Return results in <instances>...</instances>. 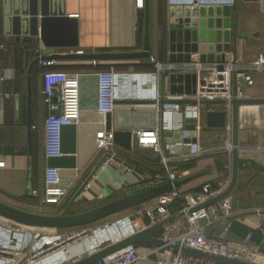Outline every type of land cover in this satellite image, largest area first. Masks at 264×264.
I'll list each match as a JSON object with an SVG mask.
<instances>
[{
	"label": "crops",
	"instance_id": "crops-1",
	"mask_svg": "<svg viewBox=\"0 0 264 264\" xmlns=\"http://www.w3.org/2000/svg\"><path fill=\"white\" fill-rule=\"evenodd\" d=\"M195 3L232 7L230 31L235 53H231L230 60L250 61L264 53V2L260 0H235L233 4H230L229 0H150L152 43L150 59L119 62L69 59L39 61L43 51L48 49L42 40L41 30L39 35H32L24 17L22 24L17 27L12 18L8 17L12 7L7 0H0V163H4V166L0 167V201L24 211L46 215L85 211L155 185L152 182L153 176L166 169L163 163L164 155L172 157L169 166L178 172L180 176L178 180L197 175L175 187L181 196L169 207L172 216L179 213L184 195L199 194L206 184H211L215 189L221 183L231 181L232 153L227 146L232 143V131H229L227 126L209 127L206 121V113L210 110L226 109L225 102L220 103L221 100H218L205 103L199 134L196 136L192 132V141L189 145L181 146L180 151L176 148L179 145L177 142L179 133L176 132L180 131L182 134V130L186 129L185 120L174 112H164L161 115V107L156 105L162 152H156L152 147L140 146L134 133L133 141L137 142V149L127 152L117 145L118 156L134 165V168H129L117 161L114 163L104 161L108 152L98 147L96 135L99 131L107 129L106 115L98 112L96 100L91 97L89 84L92 85V82L88 79L83 91L80 123L75 125L73 135L69 130L66 133V141L74 142V149L69 155L74 156L76 166L58 167L62 184L67 190L66 195L61 198L52 197L49 200H46L45 196V171L49 167L44 146L45 121L49 111L43 92L44 73L48 70L64 71L70 74L71 83L77 84L74 75H94L101 70H113L120 74L118 91L129 97L126 100H133L132 97L142 101L164 98L185 103L190 95H172L168 79L165 81L162 79L167 71H158L157 63H168L163 49H159V42L162 39L165 16L170 17L172 13L178 14L179 11L184 13ZM52 6L73 20L70 22L77 23L79 44L74 48L53 47L50 53L64 57L78 51L109 53L143 50L145 0L143 8L137 5V0H59ZM67 31L66 23L54 24L51 41L53 43L68 41ZM170 73L192 72H168ZM252 75L254 79L252 85L247 83L240 85L246 95L243 98H264V71H256ZM118 102L116 108L128 107ZM167 132L172 134L166 135ZM179 138L180 141H184L183 134ZM238 140L239 155L244 161L239 165L238 181L229 197L236 219L252 229L260 230L262 239L255 241L230 231L228 241L241 251L263 252L264 104L240 106ZM197 149H201V155L196 154ZM79 194L83 196L81 199H77ZM156 204L157 198L123 211L124 216L113 218L122 213L120 212L109 217L113 218L111 221L94 225L98 223L96 222L94 226H87L90 234L81 242L75 243V251L83 249L94 251L101 241L106 240L104 242L109 243L121 237L122 231H119L121 228L117 225L119 219L143 218L146 209ZM4 220L7 219L0 216V222ZM9 222L14 223L10 220ZM182 223L183 219L175 222L173 227L180 228L183 226ZM202 223L206 234L214 239H218L224 230L223 226L217 223L209 224L207 220ZM177 228L175 232L178 231ZM80 229L81 227L67 228L63 229L66 231L62 233L59 229L37 231L42 235H67L78 233ZM109 230H116L117 234L112 237H100V234ZM163 232L164 229L155 236L161 237ZM248 235L251 237V233ZM136 246L139 252L148 253L151 257V261L139 264H156L154 260L163 257L162 251L151 252L157 246ZM251 263L264 264V257H258Z\"/></svg>",
	"mask_w": 264,
	"mask_h": 264
},
{
	"label": "water",
	"instance_id": "water-1",
	"mask_svg": "<svg viewBox=\"0 0 264 264\" xmlns=\"http://www.w3.org/2000/svg\"><path fill=\"white\" fill-rule=\"evenodd\" d=\"M12 7L8 12V17L12 18L17 27L22 24V18L28 22L32 35H39L48 48L43 51V56L39 61L46 60H91L94 62L107 61H132L150 59L152 55L151 43V9L150 0H145V33L142 51L132 52H109V53H93L78 51L71 52L67 56L62 57L56 53H50L53 47H77L78 33L77 23L67 17L63 11H56L52 4L59 0H7ZM264 2V0H260ZM13 7H16L13 9ZM14 14V15H11ZM10 15L12 17H10ZM176 15V16H175ZM66 23L68 25L67 38L68 41L61 43H53L52 26L54 24ZM232 26V7L229 5L216 4H198L195 3L185 10V12L172 13L170 17L165 16L163 24L162 39L159 42V49H163L167 62L182 63L191 62L194 54L199 55V60L203 63H225L230 61L231 53H235V44L232 43L231 37ZM36 27V29H33ZM38 28V29H37ZM53 54V55H52ZM90 80L91 97L96 100L98 108L99 103V79L98 73L94 75L77 74L76 82L80 90V106H83V91L87 85L86 80ZM163 81L168 79L169 91L172 95H191L196 93L197 75L195 73H170L165 72L162 76ZM180 102L179 100H160L142 101V100H124L118 104L128 105V107H117L113 113L106 115V128L114 131L115 144L125 151H133L138 148L137 142L134 143V131L137 130H153L158 126V107L160 105V113L163 115L164 107L167 103ZM187 102V101H185ZM223 103V101H219ZM232 110L227 109L210 110L206 113V121L209 127L225 128L229 122L232 124V177L228 188L220 195L213 197L205 203L193 208L191 211L197 210L203 206L216 204L230 196L234 190L239 175V165L244 161L239 155V108L246 104H264V98H234L232 100ZM140 104H154L151 107H139ZM157 105V106H156ZM162 117V116H161ZM185 128L188 130V137H184V143L190 144L192 141V132L198 135L196 131V120L193 118H185ZM162 125V123H161ZM75 125H67L62 129V152L64 155L57 158L49 159V166L54 167H75V158L71 154L74 149V142L66 141L67 131H71L73 135ZM177 142L180 143L181 132H176ZM172 134L170 132L165 133ZM196 140V137H195ZM180 141V142H179ZM72 143V144H71ZM182 145L176 146L178 151ZM108 156V155H107ZM106 156V158H107ZM104 159V161L106 160ZM115 161L124 163L129 168L134 165L124 161L119 156L114 157ZM103 161V162H104ZM102 162V163H103ZM98 166V168L102 165ZM97 168V169H98ZM177 180L174 183L167 182L164 184L153 185L128 195L119 197L100 206L70 214L46 215L35 212H28L0 201V216L14 223L32 227V228H49V229H67L74 227H82L94 224L101 220L107 219L115 214L126 211L130 208L141 205L145 202L156 199L160 195L171 191L174 187H179L193 177ZM184 213H178L167 220L159 222L148 228L133 234L121 236L111 240L103 246L100 243L94 252L85 256L83 259L74 261L69 264H94L100 259L113 254L130 245H153L164 246L176 252H182L187 256L197 258H205L218 264H254L237 259L227 258L220 255L202 252L187 246H181L179 243H166L162 238L156 237L155 234L166 228L168 225L181 220ZM134 217H132L133 219ZM231 218L230 231L238 233L242 237H247L251 233V239L260 241L262 232L258 229H252L248 225L236 219ZM264 252V245H263Z\"/></svg>",
	"mask_w": 264,
	"mask_h": 264
},
{
	"label": "built area",
	"instance_id": "built-area-1",
	"mask_svg": "<svg viewBox=\"0 0 264 264\" xmlns=\"http://www.w3.org/2000/svg\"><path fill=\"white\" fill-rule=\"evenodd\" d=\"M201 1V0H200ZM204 1V0H202ZM235 0H229L233 4ZM140 8L144 7V0H137ZM50 64V63H49ZM159 72H184L189 71L197 75L196 93L191 94L185 103L172 102L165 104L164 112L180 114L182 119L193 118L196 120V131L199 134L202 118V104L221 100L225 102L226 109L231 112L232 100L234 98H243L245 93L240 85L254 83L253 72L264 71V53L259 54L250 61L230 60L225 63H208L201 62L199 55L194 54L191 62L182 63H157ZM76 79V76L74 75ZM99 79V103L98 112L102 115L113 113L116 109L117 102L126 100L129 97L122 95L118 91V81L120 74L113 70H101L98 72ZM69 73L57 70H48L43 75V92L48 107V116L45 121V155L48 159L57 158L63 155L62 152V129L67 125H77L81 119L80 90L77 84L71 83ZM133 100L136 97H132ZM142 100V99H141ZM160 100V98L156 99ZM229 131H232V124L227 125ZM188 130H182L184 137H188ZM140 146L152 147L156 152H162V143L160 141V129L157 126L153 130L134 131ZM197 138V137H196ZM97 145L100 149L108 152L105 160L106 163L116 162L114 157L118 156L117 145L115 144L114 131L104 129L96 135ZM180 145H187L181 141ZM196 144V143H195ZM169 146L167 145V148ZM197 148V147H196ZM232 143L227 146L231 152ZM197 155H201V149L196 150ZM172 157L163 156V163L166 169L158 172L153 176V184H163L166 182L174 183L179 179V174L173 170L169 164ZM4 163H0L3 167ZM45 196L46 200L52 197H63L66 195V187L62 184V177L58 167L49 166L45 171ZM230 181L221 183L218 188H213L211 184L204 185L199 194H186L183 196V203L179 213H184L182 227L177 228L168 225L160 238L166 243H179L181 246H187L202 252L212 253L227 258L251 262L258 257H264L262 251H241L228 241L230 232L231 218L236 216L232 200L229 196L222 199L218 205L210 204L197 210L193 208L205 203L209 199L222 194L229 186ZM181 196L177 188L166 192L157 197V204L147 208L143 218H124L118 221L117 225H127L121 236L133 234L142 231L149 226L172 217L169 207ZM83 196L79 194L77 199ZM145 218V220H144ZM181 219V220H182ZM209 224L217 223L223 226L224 230L218 239L209 237L205 232L203 221ZM180 221V220H179ZM120 227V226H118ZM121 228V227H120ZM178 229L175 232V229ZM123 230V229H121ZM4 228L0 225V264H12L13 257L20 255L27 246H22L23 241H18L16 237L7 243L1 242ZM89 230L81 227V230L75 234H55L41 235L35 245L30 249V258L23 264H34L44 257L53 256L57 253H64L66 256L60 264H69L74 261L83 259L91 254L92 250L87 249L78 256L70 257L71 248L77 242L89 236ZM15 233V232H14ZM13 233V235H15ZM250 239V236H247ZM162 251L163 257L154 260L156 264H218L205 258L187 256L182 252H176L167 249L164 246H157L151 251L152 253ZM44 255V257H42ZM41 257V258H40ZM148 253L138 251L136 245H130L113 254H110L94 264H139L144 261H151Z\"/></svg>",
	"mask_w": 264,
	"mask_h": 264
},
{
	"label": "rangeland",
	"instance_id": "rangeland-1",
	"mask_svg": "<svg viewBox=\"0 0 264 264\" xmlns=\"http://www.w3.org/2000/svg\"><path fill=\"white\" fill-rule=\"evenodd\" d=\"M206 103V102H205ZM205 103L202 104V118H203V108L205 106ZM201 118V120H202ZM85 210V209H84ZM133 211V210H132ZM70 213L71 212H74V211H69ZM68 213V214H70ZM125 212H122L121 214H119L118 216H115L113 217L114 219L117 218V217H121V216H124ZM113 218H108L106 220H103L101 222H98L97 224H94V225H100L101 223H106L107 221H111ZM123 219V218H122ZM122 219H119V221H121ZM7 220H4V222H0V225L4 228V231H3V234H2V238H1V242H3L4 244L8 242V238H7V235L9 236L10 232L12 233H16V234H19V238L18 241H23V244L22 246H27V248L20 254V255H15L13 257V261L11 262L12 264H23L25 262L28 261V259L30 258V252H29V249L35 245V243L37 242V240L39 239V237H36V235L38 233H40L42 235L41 232L39 231H42V230H39L37 231L38 229H33V228H28V227H24L20 224H16V223H11L9 222H6ZM93 225V224H91ZM91 225H88V226H91ZM93 225V226H94ZM121 227V229H126L128 226L125 224V225H118ZM86 229V227H84ZM70 229V228H69ZM81 230V229H80ZM59 231H61L60 233H62L63 231H66V230H63V229H59ZM110 231V230H109ZM119 231H124V230H119ZM106 232V231H105ZM90 234V232H88ZM27 238L28 240L25 241L24 238ZM21 238V239H20ZM10 239V238H9ZM108 244L107 242L105 243V245ZM104 246V245H103ZM44 257V255L42 256ZM41 258V257H40Z\"/></svg>",
	"mask_w": 264,
	"mask_h": 264
},
{
	"label": "bare ground",
	"instance_id": "bare-ground-1",
	"mask_svg": "<svg viewBox=\"0 0 264 264\" xmlns=\"http://www.w3.org/2000/svg\"><path fill=\"white\" fill-rule=\"evenodd\" d=\"M116 230H111V231H109V232H106V233H102V234H100V237L101 238H105V237H107V236H110V237H112L113 235H116L117 233L115 232ZM15 234V233H14ZM19 234H15V235H13V233H10L9 234V236L7 235V238H8V240H9V242L13 239V236L14 237H16V238H19V236H18ZM2 238V237H1ZM10 238V239H9ZM21 239V238H20ZM25 239V241H27L28 239L25 237L24 238ZM104 241H106V240H104ZM103 241H101L100 243H102ZM78 245H81V244H78ZM75 247H76V245H74L72 248H71V254H70V257H74V256H78L79 254H81V253H84L87 249H83V250H80V251H75ZM73 252L75 253V254H73ZM66 255L64 254V253H57V254H55V255H53V256H47V257H44L43 259H41L40 261H38V262H36V263H34V264H60L61 263V261H63L64 260V257H65Z\"/></svg>",
	"mask_w": 264,
	"mask_h": 264
},
{
	"label": "trees",
	"instance_id": "trees-1",
	"mask_svg": "<svg viewBox=\"0 0 264 264\" xmlns=\"http://www.w3.org/2000/svg\"><path fill=\"white\" fill-rule=\"evenodd\" d=\"M36 229H38V230H44V231H46V230H53V229H49V228H43V229L36 228Z\"/></svg>",
	"mask_w": 264,
	"mask_h": 264
}]
</instances>
